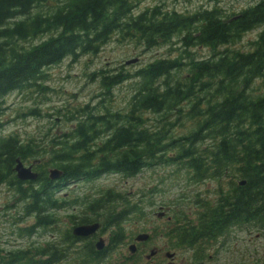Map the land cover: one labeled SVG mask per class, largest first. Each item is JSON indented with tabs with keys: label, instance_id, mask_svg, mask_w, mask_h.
Listing matches in <instances>:
<instances>
[{
	"label": "trees",
	"instance_id": "16d2710c",
	"mask_svg": "<svg viewBox=\"0 0 264 264\" xmlns=\"http://www.w3.org/2000/svg\"><path fill=\"white\" fill-rule=\"evenodd\" d=\"M136 2L0 0V99L42 87L45 68L66 57L76 61L96 55L114 35L147 49L172 44L177 37L185 48L211 51L198 59L182 49L175 58L155 60L134 71L124 66L99 70L101 95L108 100L114 87L134 83L126 108L101 102L79 107L69 129L52 137L46 148L3 135L0 121V186L14 191L22 214L33 217L32 225L21 229L31 234L50 226L55 210L78 204V199L55 198L69 182H92L109 173L134 177L156 166H176L187 182L216 180L213 196H192L191 205L171 209L166 222L167 240L192 249V263L202 264L207 248L234 227L252 225L264 238V0L233 14L218 6L191 13L154 6L135 14ZM39 6L50 9L32 15ZM257 29L249 50L232 47ZM46 33L47 39L27 44ZM16 159L39 162L34 164L35 181L16 179ZM48 168L62 171L61 178L49 180ZM79 199L83 212L77 224L103 211V227L115 228L138 212L110 191L95 200ZM120 241L114 233L97 251L92 238L78 240L66 232L62 240L8 251L0 255V264H103Z\"/></svg>",
	"mask_w": 264,
	"mask_h": 264
},
{
	"label": "rangeland",
	"instance_id": "374dc122",
	"mask_svg": "<svg viewBox=\"0 0 264 264\" xmlns=\"http://www.w3.org/2000/svg\"><path fill=\"white\" fill-rule=\"evenodd\" d=\"M62 1V0H58ZM258 0H141L134 10L139 13L148 7L160 6L163 10H176L183 13H191L201 8L220 7L224 13H238L240 10L253 5ZM55 3V0H50ZM49 7L39 6L31 13H47ZM260 30L247 32L242 40L233 45L235 49L247 51L251 43L256 40ZM49 37V33L42 34L29 40L27 44H37ZM26 44H20V46ZM179 38H174L172 44L147 49L120 36H112L102 46L96 55H85L72 62L69 58L61 63L44 69L46 75L41 82L42 87L14 92L0 100V121L3 135L14 136L21 143L31 142L36 148H46L50 139L66 132L73 124L76 109L84 105L97 106L101 104L113 105L114 109L123 110L128 105L134 91V83L126 81L112 89L109 100L101 95L102 89L96 78V73L101 70H117L120 66L134 71L155 60L175 58L182 51ZM190 52L198 59L210 56L211 51L206 48H189ZM182 73H185L183 71ZM261 80H257L253 86L258 92ZM153 119L154 116L150 115ZM181 132V129H177ZM27 166L28 163L26 162ZM176 166H161L145 169L132 178H126L117 174H106L92 182H77L74 185L64 186V190L58 194H68V188L72 192L68 195L78 197V204L70 208L53 212L55 224L51 227L36 229L32 235H26L21 229L33 223V217L24 216L21 212V203L15 200L14 192L6 184L0 186V254L6 251L24 249L37 244L56 239L73 226L72 222L82 215L83 208L79 207L80 199L95 200L105 195L107 191L120 195L128 204L134 203L139 212L125 218L120 224L123 243L110 251L106 262L118 261L128 264L125 259L129 255L127 246L132 243L131 238L142 228L152 224L165 227L164 221L156 219L154 213L163 208L190 206L191 198L201 194L212 195L217 187L216 180H207L201 183H192L184 180L177 172ZM70 188V189H71ZM127 204V205H128ZM117 208L119 205H115ZM103 211L96 215L99 221H104ZM89 215V218H93ZM92 220V219H88ZM115 231L114 227H105L102 236L106 240ZM151 243L152 246H161L165 239L161 236ZM228 240L217 249L209 251L210 258L202 264H264V238L259 231L252 226L236 227L229 233ZM223 242V241H222ZM150 245V246H151ZM171 251V250H170ZM145 254H136L134 262L144 263ZM151 264H190L189 253L180 250L174 260H168L162 254L153 260Z\"/></svg>",
	"mask_w": 264,
	"mask_h": 264
},
{
	"label": "water",
	"instance_id": "95a60500",
	"mask_svg": "<svg viewBox=\"0 0 264 264\" xmlns=\"http://www.w3.org/2000/svg\"><path fill=\"white\" fill-rule=\"evenodd\" d=\"M16 172V177L18 180L21 181H30L35 180L37 178V174L32 172L31 167H24V165L17 160L16 165L14 168ZM60 172L57 170H50L49 171V178L50 179H56L59 178ZM163 214H158L159 217H161ZM99 227L98 224L93 225H87V226H78L74 229V235L78 237H87L95 232V230ZM147 235L141 234L136 239L137 240H145ZM98 248H101V241L98 243ZM131 251H133V248L131 247ZM171 255H168L170 257Z\"/></svg>",
	"mask_w": 264,
	"mask_h": 264
},
{
	"label": "bare ground",
	"instance_id": "6f19581e",
	"mask_svg": "<svg viewBox=\"0 0 264 264\" xmlns=\"http://www.w3.org/2000/svg\"><path fill=\"white\" fill-rule=\"evenodd\" d=\"M258 1H259V0H258ZM258 1H257V2H258ZM140 2H141V0H138V2H136V5H135L134 10L136 9L137 5H138ZM50 3H52V2H50ZM254 4H255V3H254ZM254 4H253V5H254ZM250 6H251V5H250ZM153 7H154V6H153ZM248 7H249V6H248ZM149 8H152V7H148V8H145V9H149ZM159 8H160L161 10H163L160 6H159ZM246 8H247V7H246ZM145 9H144V10H145ZM244 9H245V8H244ZM172 10H174V9H172ZM242 10H243V9H242ZM142 11H143V10H142ZM142 11H140V12H142ZM174 11H176V10H174ZM240 11H241V10H240ZM140 12H139V13H140ZM176 12H178V11H176ZM134 13H135V12H134ZM135 14H137V13H135ZM229 14H230V13H229ZM231 14H233V13H231ZM182 37H183V36H182ZM47 38H48V37H47ZM47 38H46V39H47ZM44 40H45V39H44ZM37 44H38V43H37ZM183 45H184V43L181 41V46H182L183 50L186 49L187 51L190 52L189 48H188V47L185 48ZM190 48H191V47H190ZM194 48L196 49V47H194ZM67 58H69L70 60H72V62H74L73 59H72L71 57H66V58H64L63 60H65V59H67ZM63 60H62V61H63ZM62 61H61V62H62ZM61 62H60V63H61ZM58 64H59V63H58ZM56 65H57V64H56ZM52 66H55V65H52ZM52 66H50V67H52ZM47 68H49V67H47ZM45 69H46V68H45ZM43 71H44V70H43ZM36 81H38V80H36ZM32 87H33V86H32ZM29 88H31V87L25 88L24 90L29 89ZM21 91H23V90H21ZM16 92H19V91H16ZM12 93H14V92H12ZM12 93H11V94H12ZM7 96H8V95H7ZM5 97H6V96H5ZM2 99H4V98H2ZM2 99H0V100H2ZM19 262H20V260H19Z\"/></svg>",
	"mask_w": 264,
	"mask_h": 264
},
{
	"label": "flooded vegetation",
	"instance_id": "af4514ba",
	"mask_svg": "<svg viewBox=\"0 0 264 264\" xmlns=\"http://www.w3.org/2000/svg\"><path fill=\"white\" fill-rule=\"evenodd\" d=\"M154 236L157 237L155 234H154ZM148 241H149V240H148ZM148 241H146L145 243H141L140 250L138 249V251H142V249L145 250V249L147 248V246H146L145 244H149V243H147ZM137 246H138V244H137ZM136 249H137V248H136ZM152 249L156 251V255L153 257V258H155V257H157L158 255L161 254V251H162L163 248H160V247H153V248H151V250H152ZM138 251H137V252H138ZM42 259H44V257H42ZM62 262H63V261H62Z\"/></svg>",
	"mask_w": 264,
	"mask_h": 264
}]
</instances>
